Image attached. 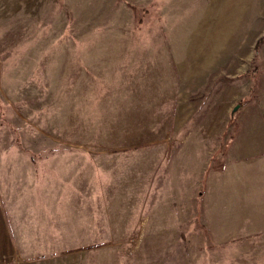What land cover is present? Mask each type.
Masks as SVG:
<instances>
[{
    "label": "rangeland",
    "instance_id": "obj_1",
    "mask_svg": "<svg viewBox=\"0 0 264 264\" xmlns=\"http://www.w3.org/2000/svg\"><path fill=\"white\" fill-rule=\"evenodd\" d=\"M231 1L238 14L224 18L208 8L221 0H0V173L7 158L33 159L38 172L62 169L70 181L78 158L82 205L96 213V221L93 213L82 220L79 239L89 243L31 264H218V253L231 257L232 245L208 243L200 193L203 178L227 160L213 148L220 136L223 146L222 135L210 131L218 122L232 125L220 112H233L239 101L250 109L246 92L259 98L264 86V0ZM214 41L225 48L217 86L224 101L207 118L208 108L186 107L203 76L184 82L176 75L172 86L158 70L172 65V54L189 55L195 42ZM238 43L251 46L252 62L245 67L242 57L231 70L229 51ZM261 94L254 108L262 107ZM208 119L213 124L204 126ZM11 167L24 180L30 166ZM189 192L191 205L173 203Z\"/></svg>",
    "mask_w": 264,
    "mask_h": 264
},
{
    "label": "crops",
    "instance_id": "obj_2",
    "mask_svg": "<svg viewBox=\"0 0 264 264\" xmlns=\"http://www.w3.org/2000/svg\"><path fill=\"white\" fill-rule=\"evenodd\" d=\"M221 2L223 6L216 4L213 7L211 3L208 8L217 13L222 11L224 18L232 15L235 17L238 14L239 8L227 5L235 2L231 0ZM236 5L244 4L237 2ZM232 11L233 13H230ZM247 17L244 16L241 21ZM239 20V17L236 18V23ZM236 29L232 28L231 32L235 33ZM210 44L202 45L195 42L189 55L172 54V65L165 61L164 73H161L163 65L158 70L162 83L165 81L172 86L177 85L176 75L184 82L190 81L195 74L203 76V80L196 84L200 86L198 97H192L191 104L188 103L186 107L192 108L195 112L203 110L204 107L208 108L205 115L207 118L216 117L217 109L224 101L222 95L224 87H220L222 93L219 99L217 86L218 80L224 77L221 71L226 67L225 54L220 56L225 52V48L216 45L215 41ZM138 47H142V44ZM250 50L249 44L244 47L239 43L234 44L232 51H229L232 53L229 56L232 63H228L227 67L229 66L231 70L240 69L242 57H248V61L243 65L247 67L248 63L252 62ZM124 55L130 59L137 58V55L130 57L128 52ZM159 55L161 57L162 54ZM167 56L171 54H164L163 58ZM215 63L217 66L214 71L215 66L213 68L212 66ZM254 69V72L247 73L251 85L256 82V68ZM234 75L240 76L238 72ZM252 88L253 91L258 90V86ZM259 90L260 98L264 86H260ZM246 94L249 95L246 98L248 106L252 105L250 109L243 107L240 98L236 99L240 104L234 105L233 112L229 107L225 110L228 115L224 111L220 112V116L232 120V125L229 124L226 130L220 127L218 122L210 129L211 132L222 135L223 146L220 145V136L219 143L213 148L221 149L227 159L224 168L219 165L222 171L214 170L203 178V190L200 193L203 207L201 212L204 215L201 225L210 237L208 243L217 245L218 250L221 245L226 247L232 245L231 257L218 253L216 256L218 264H264V103H261L262 107L254 108V99H259L258 94H252L251 91ZM235 113L238 116H232ZM203 123L206 126L213 124V121L208 119ZM189 124L191 125V122ZM7 159L8 161L3 163L7 165L5 168L7 172L0 173V264H31L35 260L55 258L54 256H58L64 250L65 245L89 243L80 241L82 220L89 222L93 213L92 220L96 221V213L91 210L90 204L86 210L85 204L82 205L78 178L80 160L74 159L73 179L69 177L70 181H66L62 169L46 168V171L38 172L36 168L33 169V165L36 164L33 159ZM20 161H25L30 166L26 170L24 180H18L22 178H17L16 168L11 167ZM75 169L78 178L76 182ZM40 173L46 174V178L39 179ZM187 186L189 185L185 182L184 192L187 191ZM192 195V192L188 195L180 193L176 197L178 201L173 203L189 206L191 204H187V200L191 201ZM213 259L210 257L211 261Z\"/></svg>",
    "mask_w": 264,
    "mask_h": 264
}]
</instances>
